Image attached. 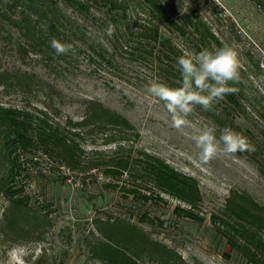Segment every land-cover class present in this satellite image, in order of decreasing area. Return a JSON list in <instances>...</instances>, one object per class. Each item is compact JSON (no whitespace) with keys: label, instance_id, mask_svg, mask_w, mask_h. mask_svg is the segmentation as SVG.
I'll use <instances>...</instances> for the list:
<instances>
[{"label":"rangeland","instance_id":"rangeland-1","mask_svg":"<svg viewBox=\"0 0 264 264\" xmlns=\"http://www.w3.org/2000/svg\"><path fill=\"white\" fill-rule=\"evenodd\" d=\"M159 1L173 21L201 18L219 40V43L211 40L214 48L227 44L239 52L241 75L248 77L243 95L238 93L242 108H234L225 98L213 110L226 122L225 118L231 121L235 131L247 137L255 151L220 155L202 163L191 136L212 125L219 136L224 126L218 125L207 114L209 111L196 106L188 117L191 128L182 131L173 128L163 103L146 91L153 80L162 82L154 63L128 60L125 55H117L115 62L114 57L92 56L87 41L80 35L74 40L72 51L61 57L22 54L17 42L25 39L18 29L6 23L11 38H4L5 32L0 38V71H8L12 85L0 86V104L36 114L43 111L53 121L67 125L69 120H82L88 101L102 103L135 128L136 151L158 157L198 181L202 200L193 210L203 221L175 214L177 206L190 208L166 194L155 192L163 201H136L131 194L124 196L122 190L109 186L110 179L101 168L77 174L40 151L32 152L22 156L23 161L28 160L24 161L26 170L18 178V185L24 187L22 195L28 198L30 206L47 215L49 222L44 224L45 233L40 238H23L17 243L0 241V264H111L91 254L92 247L103 239L94 221L106 217L137 225L151 241L168 248L173 252L167 256L169 264H248L230 248L220 232L224 229L222 224L211 217L221 216L232 191L246 194L264 207V10L256 0ZM60 8L80 25L86 39L95 40V45L102 43L110 54L114 53V38L106 34L107 27L98 20L105 15L104 10L92 7L89 15H84L63 4ZM130 12L147 20L137 0H131ZM155 25L182 53L203 48L199 34L189 32L182 36L165 23ZM114 63L118 68H114ZM103 140V134L94 133L79 142L90 158H96L94 151L112 157L116 144H105ZM125 184L132 186L131 182ZM7 205L0 195V220ZM144 213L155 222L140 223L139 217ZM261 235L264 237V231ZM108 241L126 251L137 264H163V256L158 254L160 248L154 247L157 251L152 254L140 241L132 239L130 244L124 243L114 238V234Z\"/></svg>","mask_w":264,"mask_h":264},{"label":"trees","instance_id":"trees-1","mask_svg":"<svg viewBox=\"0 0 264 264\" xmlns=\"http://www.w3.org/2000/svg\"><path fill=\"white\" fill-rule=\"evenodd\" d=\"M137 1L147 20L133 16L130 12L131 0H0V38L4 37V32V38H11L6 28L8 23L18 29L25 39V42H17L20 53L61 57L56 55L50 41L55 38L74 48V40L80 35L87 41L92 56L114 57V62L117 55H125L133 61H150L156 65L162 82L176 86L180 75L174 67L175 58L183 53L155 23H165L182 36L189 32L199 34L201 45L209 49H214L211 40L216 43L219 40L199 17H185L180 23L171 19L159 0ZM256 3L264 10V0H256ZM61 4L84 15H89L92 7L104 10L105 15L98 20L101 26L108 28L111 25L113 28L114 53L110 54L102 43L95 45V40L86 39L80 25L64 14ZM219 47L222 46L219 44ZM115 67L118 68L114 63ZM241 78L244 83L236 85L239 90L225 97L226 102L239 109L242 107L238 93L243 95V87L248 81L247 76L241 75ZM11 81L8 71H0V86L6 88L12 85ZM212 111L207 114L218 125L236 130L231 121L225 118L226 122L215 110ZM243 112L248 115L244 109ZM94 133L103 134L105 144H116L112 157H104L102 152L94 151L96 158H90L92 156L81 148L79 140ZM137 137L135 128L128 120L94 100L86 103L81 121L69 120L67 125L53 121L43 111L36 114L0 104V169L3 170L0 195L8 202L0 220V241L17 243L23 238H40L45 233L42 228L49 222L48 216L30 206L28 198L22 195L24 187L18 185V178L26 170L24 161L28 160L23 161V154L39 151L69 172L87 174L101 168L104 176L110 179L109 186L119 188L124 196L131 194L136 201H163L155 192L166 194L190 208L177 206L175 214L202 222L203 217L193 210L202 200L198 181L158 157L136 151L133 141ZM125 182H131L132 186L127 187ZM211 219L222 224L224 229L220 232L230 248L242 255L248 264H264V237L261 235L264 231V207L248 195L232 191L221 216L213 215ZM139 222L153 224L155 221L144 213L139 217ZM94 227L103 238L91 250L93 258L97 260L111 264H137L126 251L108 241L113 234L114 238L124 243L130 244L132 239L140 241L152 254L157 251L154 247L160 248L158 254L163 256V264H169L167 256L173 255L165 246L151 241L137 225L125 220H115L113 217L96 219Z\"/></svg>","mask_w":264,"mask_h":264},{"label":"clouds","instance_id":"clouds-1","mask_svg":"<svg viewBox=\"0 0 264 264\" xmlns=\"http://www.w3.org/2000/svg\"><path fill=\"white\" fill-rule=\"evenodd\" d=\"M106 34L113 35L111 25ZM50 46L57 56L72 51V45L55 38L50 41ZM174 67L180 75L176 86L156 79L150 82L146 91L163 103L171 118V126L177 131L192 127L188 117L196 106L206 112L212 111L227 95L239 90L236 85L244 83L239 52L227 44L214 49L203 47L199 52H185L175 58ZM191 139L199 150L198 159L204 164L220 155L234 156L237 152L255 151L248 138L231 127H224L217 136L216 126H204Z\"/></svg>","mask_w":264,"mask_h":264}]
</instances>
